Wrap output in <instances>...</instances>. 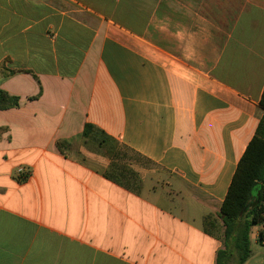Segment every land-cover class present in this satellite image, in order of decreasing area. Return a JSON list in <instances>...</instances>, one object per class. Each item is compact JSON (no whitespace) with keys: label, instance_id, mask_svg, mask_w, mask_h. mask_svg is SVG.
I'll list each match as a JSON object with an SVG mask.
<instances>
[{"label":"crops","instance_id":"1","mask_svg":"<svg viewBox=\"0 0 264 264\" xmlns=\"http://www.w3.org/2000/svg\"><path fill=\"white\" fill-rule=\"evenodd\" d=\"M3 68L29 73L0 76L19 98L0 110V264H215L263 114L264 0H0Z\"/></svg>","mask_w":264,"mask_h":264},{"label":"trees","instance_id":"2","mask_svg":"<svg viewBox=\"0 0 264 264\" xmlns=\"http://www.w3.org/2000/svg\"><path fill=\"white\" fill-rule=\"evenodd\" d=\"M16 72L0 69V76L8 78ZM35 79H37L34 76ZM39 95L30 98L35 100ZM19 98L0 89V110L18 108ZM263 114L256 131L241 156L235 173L229 185L226 197L220 207L218 218L222 228V248L215 257V264H245L251 257V230L255 226L264 224V89L259 102ZM93 127L86 124L82 136L86 138ZM58 148L61 143L57 142ZM128 150V149H127ZM130 151V150H128ZM133 153L138 161L154 165L140 154ZM204 232L213 235L217 231V222L211 216H206Z\"/></svg>","mask_w":264,"mask_h":264},{"label":"rangeland","instance_id":"3","mask_svg":"<svg viewBox=\"0 0 264 264\" xmlns=\"http://www.w3.org/2000/svg\"><path fill=\"white\" fill-rule=\"evenodd\" d=\"M126 164H132L133 168L135 170L138 171V173H140V175H143V172H146L148 170H156V166L155 165H151L148 164L144 161H138L137 159L134 158L133 153L124 149V148H120L118 150V158H117V162H125ZM221 228V227H220ZM221 235H222V228H221ZM251 248L255 249L257 247H263V246H257V244H255V240H256V236H255V232L252 231L251 233Z\"/></svg>","mask_w":264,"mask_h":264},{"label":"built area","instance_id":"4","mask_svg":"<svg viewBox=\"0 0 264 264\" xmlns=\"http://www.w3.org/2000/svg\"><path fill=\"white\" fill-rule=\"evenodd\" d=\"M257 238L259 245L264 247V224L259 226V230L257 231Z\"/></svg>","mask_w":264,"mask_h":264}]
</instances>
